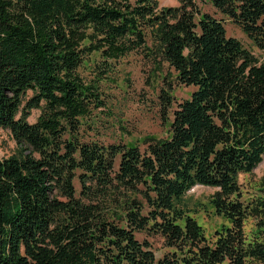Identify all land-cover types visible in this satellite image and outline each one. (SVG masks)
Here are the masks:
<instances>
[{
	"label": "trees",
	"instance_id": "16d2710c",
	"mask_svg": "<svg viewBox=\"0 0 264 264\" xmlns=\"http://www.w3.org/2000/svg\"><path fill=\"white\" fill-rule=\"evenodd\" d=\"M204 1L264 49V0ZM133 52L195 87L173 110L162 89L170 133L144 149L105 144L90 122ZM0 128L27 151L0 157V264H264V186L246 203L239 183L264 156V64L196 0H0ZM196 185L217 188L230 223L212 237L179 205ZM142 232L164 239L162 257Z\"/></svg>",
	"mask_w": 264,
	"mask_h": 264
},
{
	"label": "rangeland",
	"instance_id": "374dc122",
	"mask_svg": "<svg viewBox=\"0 0 264 264\" xmlns=\"http://www.w3.org/2000/svg\"><path fill=\"white\" fill-rule=\"evenodd\" d=\"M204 11L212 13L222 19L227 33L239 39L258 60L264 64V49L256 45L243 29L229 18L216 12L210 3L204 0H196ZM160 7L179 6L180 0H158ZM84 64L80 71L88 80L94 78L96 62L101 63L99 55H93ZM102 66V64H101ZM101 82L102 98L105 104L95 110L91 124L95 126L93 135L105 144L110 143H134L144 149L149 137L162 138L170 133V121L172 113L163 114V105L160 93L163 88L173 83L174 102L171 110L175 109L179 102L189 98L195 90L194 86H186L174 81L172 71L167 64L158 70L143 56L141 52H133L112 65V71ZM32 92H28V96ZM41 108H34L28 120L31 123L37 121L41 115ZM27 152L25 147L18 145L9 129L0 128V157L18 156ZM242 200L250 203L259 196L264 186V156L262 162L252 173H242L239 176ZM79 191L80 184L76 181ZM217 188L196 185L183 197L181 207L193 216L203 227L206 236L212 237L216 230L230 225L223 216L216 214L211 203V197ZM256 219L253 216L247 218L245 230L249 236L256 232ZM141 240H149L157 258L163 256L168 250L164 245V239L159 235H148L146 232L138 233Z\"/></svg>",
	"mask_w": 264,
	"mask_h": 264
}]
</instances>
